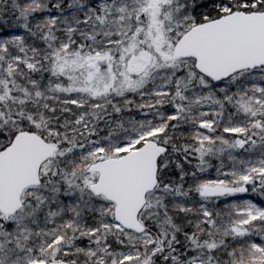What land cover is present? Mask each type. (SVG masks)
Listing matches in <instances>:
<instances>
[{
	"label": "snow or ice",
	"instance_id": "1",
	"mask_svg": "<svg viewBox=\"0 0 264 264\" xmlns=\"http://www.w3.org/2000/svg\"><path fill=\"white\" fill-rule=\"evenodd\" d=\"M0 264H264V0H0Z\"/></svg>",
	"mask_w": 264,
	"mask_h": 264
}]
</instances>
